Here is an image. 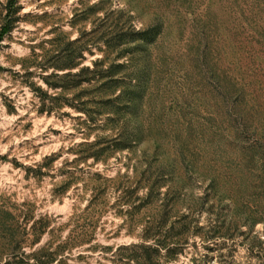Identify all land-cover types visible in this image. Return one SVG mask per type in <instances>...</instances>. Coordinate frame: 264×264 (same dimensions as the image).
Returning <instances> with one entry per match:
<instances>
[{
	"label": "rangeland",
	"instance_id": "1",
	"mask_svg": "<svg viewBox=\"0 0 264 264\" xmlns=\"http://www.w3.org/2000/svg\"><path fill=\"white\" fill-rule=\"evenodd\" d=\"M51 259L264 264V0H0V264Z\"/></svg>",
	"mask_w": 264,
	"mask_h": 264
},
{
	"label": "trees",
	"instance_id": "2",
	"mask_svg": "<svg viewBox=\"0 0 264 264\" xmlns=\"http://www.w3.org/2000/svg\"><path fill=\"white\" fill-rule=\"evenodd\" d=\"M17 1L18 0H10V3L11 4H14ZM80 56H82V53H80ZM80 58H82V57H80ZM94 69H96V68H94ZM94 69H92V70H90L89 68L82 69L80 71L79 75H82V76L84 75L86 77L85 80L88 83L91 82L92 80H95V78H96V80H98V82L101 81V80L102 81H106L104 84H102V86L100 87V89H102L104 86L108 85V82H112L113 81V77L115 75L111 72L112 69L111 70H107V71H103V72H99V73H97V71L94 70ZM68 76H69V74H66V77H68ZM88 76H91V78H94V79H89ZM51 258H52V255H51ZM53 260L54 259H51L49 263L47 262V264H51Z\"/></svg>",
	"mask_w": 264,
	"mask_h": 264
}]
</instances>
